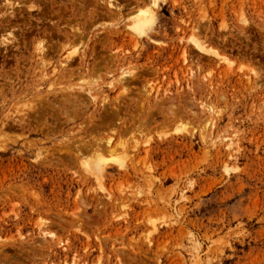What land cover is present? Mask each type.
<instances>
[{
    "label": "rangeland",
    "instance_id": "1",
    "mask_svg": "<svg viewBox=\"0 0 264 264\" xmlns=\"http://www.w3.org/2000/svg\"><path fill=\"white\" fill-rule=\"evenodd\" d=\"M0 42V264H264V0H0Z\"/></svg>",
    "mask_w": 264,
    "mask_h": 264
},
{
    "label": "bare ground",
    "instance_id": "2",
    "mask_svg": "<svg viewBox=\"0 0 264 264\" xmlns=\"http://www.w3.org/2000/svg\"><path fill=\"white\" fill-rule=\"evenodd\" d=\"M8 1V0H7ZM156 1L157 0H149V3L150 4H155L156 3ZM6 2V1H5ZM108 3V2H107ZM6 5V4H5ZM108 5V7L110 6V4L108 3L107 4ZM112 6V5H111ZM110 6V7H111ZM117 6V5H116ZM119 6V5H118ZM109 7V8H110ZM150 6H148L147 8H149ZM11 8V7H10ZM9 9V8H8ZM12 9V8H11ZM115 10H116V8H115ZM152 11V10H151ZM151 11H150V9H145V10H139L138 12H137V14L134 16V17H132V18H130L131 20V29L133 30V31H135V32H138V33H141V30H143L145 27H147L151 22H152V13H151ZM135 13V12H134ZM128 15V14H127ZM128 18V17H127ZM126 20V19H125ZM128 20V19H127ZM6 27V26H5ZM70 28V27H69ZM77 30V29H76ZM144 31V30H143ZM10 32V31H9ZM73 32V31H72ZM10 34V33H9ZM112 35V34H111ZM114 35V34H113ZM11 36V35H10ZM12 37V36H11ZM15 37V36H14ZM13 38V37H12ZM14 39V38H13ZM6 40V39H5ZM42 41V40H41ZM40 41V42H41ZM197 41V40H196ZM196 41H195V43H194V41H193V43H194V45H195V47H196V49L198 50V51H201V52H206L205 50H208V49H203V47L202 46H200L198 43L196 44ZM8 42V41H7ZM10 42V41H9ZM16 42V41H15ZM1 43V42H0ZM37 44V43H36ZM43 45H44V43H42ZM1 45H3L2 43H1ZM38 45H41V44H39V42H38V44L36 45V46H34V47H37ZM204 46V45H203ZM41 47H42V45H41ZM41 47H38V48H36V52H37V55L38 56H40L41 57V55H42V50L44 51V49H42ZM45 47V46H44ZM48 51V50H47ZM209 51V50H208ZM203 52V53H204ZM210 52V51H209ZM213 52V51H212ZM202 53V54H203ZM211 53V52H210ZM214 54V53H213ZM212 54V55H213ZM211 55V54H210ZM43 56V55H42ZM215 56V59L217 60V62H221V61H223V62H225V58L223 59V58H221V57H219L218 55H214ZM70 57V56H69ZM46 58V57H45ZM65 58H67V56L65 57ZM68 59H70V58H68ZM44 61V60H43ZM65 62V61H64ZM62 65V64H61ZM47 66V65H46ZM66 66V65H65ZM64 66V67H65ZM127 74V73H126ZM125 72L123 73V75L121 74L120 75V77H121V80L123 81H125L126 79H125ZM130 75V74H129ZM129 75H128V77H129ZM124 76V77H123ZM127 77V76H126ZM131 80V79H130ZM127 81V80H126ZM125 81V82H126ZM119 82V81H118ZM125 84V83H124ZM126 85H127V83H126ZM68 90V89H67ZM62 91V90H61ZM70 91H71V89H70ZM92 92V91H91ZM73 93V92H72ZM144 93H146V92H144ZM70 95V94H69ZM90 95V94H89ZM62 98V97H61ZM93 98V97H92ZM73 99H77L76 97H73ZM67 100V99H66ZM65 102V101H64ZM70 102H71V100H70ZM69 103V102H68ZM44 104V103H43ZM48 104V103H47ZM75 104V103H74ZM57 105V104H56ZM72 105V104H71ZM63 109V108H62ZM71 109V108H70ZM213 109L214 108H212L211 106H206L205 107V110H207L206 112H207V114H208V116H209V122L213 119V115H214V111H213ZM37 110V109H36ZM64 111V110H63ZM67 113V112H66ZM65 113V114H66ZM113 113L115 114V111H113ZM113 114V115H114ZM14 120L16 119V118H13ZM207 122H208V119H207ZM21 123V122H20ZM11 124H12V122H11ZM13 125V124H12ZM9 127V126H8ZM97 141V140H96ZM96 141H93L94 142V144H92V145H88V150H89V152H91V154H93V156L95 157V159H94V161H92L91 162V164L90 165H87L88 167L89 166H91V169H92V171H93V169H94V172H96V173H98V174H100V172L104 169L103 167L105 166V164L107 163V162H115V163H117L118 165H120V167L122 166V164H123V161H125L124 159H126L127 157H128V155L126 154V153H124V154H126V155H123V157H119L118 156V158H116V157H114L115 156V149L116 148H111V145H110V140H108L106 143H105V141H103L106 145L105 146H103L102 144H100V143H98V142H96ZM92 142V143H93ZM118 143V142H117ZM89 144V143H88ZM100 145H102V146H100ZM117 145H119V144H117ZM100 146V147H99ZM123 147V146H122ZM100 148H102V149H100ZM135 148V147H134ZM80 149H81V147H80ZM119 149V148H118ZM88 152V153H89ZM102 153H105L107 156H104ZM112 154L114 155V156H112ZM126 157V158H125ZM90 158V157H89ZM87 161V160H86ZM89 162V161H88ZM89 164V163H88ZM86 166V167H87ZM84 167H85V165H84ZM90 168V167H89ZM89 168H87L88 170H89ZM83 170H86V168L85 169H83ZM86 170L87 171V173L89 172H91V170ZM46 234H48V235H50L49 233H46ZM45 234V235H46ZM44 235V234H43ZM43 235H42V237H43Z\"/></svg>",
    "mask_w": 264,
    "mask_h": 264
}]
</instances>
